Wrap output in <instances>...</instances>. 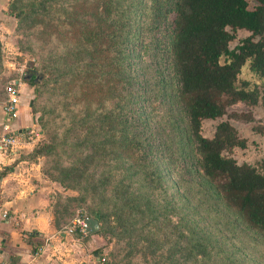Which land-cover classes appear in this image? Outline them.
<instances>
[{"label":"rangeland","instance_id":"obj_1","mask_svg":"<svg viewBox=\"0 0 264 264\" xmlns=\"http://www.w3.org/2000/svg\"><path fill=\"white\" fill-rule=\"evenodd\" d=\"M136 6L132 32L137 34L132 36L137 40L135 53L140 60L135 66L137 72H145L147 80L140 86L142 90L133 91L132 101L139 102L138 111L146 118L144 127L148 132L139 140L153 145L151 155H157L156 166L162 176L161 185L155 179L148 185L144 198L137 175L128 176L136 169V161L118 141L120 104L115 102H121L122 91L116 80L105 87L101 112L109 113L102 119L101 136L106 140L101 149L95 155H85V151H77L83 149L81 146L75 148L92 139L82 140L90 138L84 132L87 125L78 119L86 116L87 107L82 104V93H73L79 87L68 83L62 59L72 45L71 24L89 18V10L96 14L91 22L98 21L99 0L6 3L0 24V83L28 79L25 75L31 70L38 73L39 79L37 85H32L29 106L35 123L26 132L32 149L24 154L38 165L35 180L37 174L43 183L54 184L56 204L73 219L82 214L90 216L94 210L104 214L102 226L98 224L105 264H264V238L225 205L207 178L192 169L198 156L195 149L179 146L185 121L182 103L175 96L178 80L174 63L169 52H158L161 47L151 42L150 26L157 6L152 0H139ZM19 10L24 11L21 18L14 16ZM245 34L244 30L237 32L238 36ZM162 56L164 64L159 65ZM112 76L109 72L103 77ZM244 80L248 86L262 81L247 62L238 74L237 84ZM88 119L85 123L91 124L93 119ZM222 119L246 140V146L234 148L230 156L238 163L259 165L264 157V104L237 101L227 106ZM215 122L204 120L203 134L211 135ZM80 127L81 135L77 136ZM132 140L135 142L137 135ZM44 143L52 145L51 151L35 154L34 148ZM146 202L148 215L143 216L140 209ZM119 214L122 216L118 221Z\"/></svg>","mask_w":264,"mask_h":264},{"label":"trees","instance_id":"obj_2","mask_svg":"<svg viewBox=\"0 0 264 264\" xmlns=\"http://www.w3.org/2000/svg\"><path fill=\"white\" fill-rule=\"evenodd\" d=\"M138 2L99 0L98 21L91 22V16L96 14L89 10V18L71 24L69 39L72 45L62 59V69L68 75V83L79 87L73 93L81 92L85 99L82 104L87 107L86 116L78 119L87 125L84 132L90 136L82 140L92 141L75 147L81 146L83 149L77 151H85V155L88 152L95 155L106 140L101 136L102 119L109 112L102 114V101L105 87L109 81L116 80L122 91L119 93L121 102H115V105L120 104L116 121L121 130L118 141L128 154L131 151L128 156L136 161L135 170L128 167L132 171L128 176L137 175L142 182L141 198H144L148 185L154 179L161 185L162 176L156 166L157 155H151L153 145L139 140L148 132L144 127L146 118L138 111L139 102L132 101L134 92L142 90L140 86L147 80L145 72H137L135 66L140 56L135 53L137 40L132 36V26ZM152 3L157 7L151 20V42L161 47L158 52L171 54L178 80L175 96L182 103L185 121L179 146L183 150L195 149L198 156L192 169L207 178L225 205L234 209L250 229L264 238V157L254 166L238 163L230 156L234 148H244L246 140L228 120L222 119L227 106L237 101L264 104V0H152ZM14 16L21 18L24 11H16ZM239 30L246 34L238 36ZM159 58V65H163L165 56ZM246 62L262 79L260 84L248 86L246 80L237 84L238 74ZM109 72H113L112 77H103ZM27 82L37 85L33 77ZM86 117L93 119L91 124L85 123ZM204 120L216 121L211 135L202 132ZM82 127L77 136L81 135ZM130 132L132 135L128 137ZM136 135L137 140L133 142ZM51 149V144H39L34 153ZM122 155L119 156L124 161ZM147 202L140 209L143 216L148 215ZM90 216L97 218L102 226L104 214L94 210ZM121 216L119 214L118 221ZM174 250L178 251L176 246Z\"/></svg>","mask_w":264,"mask_h":264},{"label":"crops","instance_id":"obj_3","mask_svg":"<svg viewBox=\"0 0 264 264\" xmlns=\"http://www.w3.org/2000/svg\"><path fill=\"white\" fill-rule=\"evenodd\" d=\"M8 1L0 0V24ZM11 83L18 97L14 117L2 105ZM32 90L27 79L0 83V133L16 132L23 139L12 151L0 152V264H105L99 259L101 233L68 232L74 219L56 204L54 184L43 183L37 174L35 180L38 165L24 155L32 149L26 136L35 123L29 109Z\"/></svg>","mask_w":264,"mask_h":264},{"label":"built area","instance_id":"obj_4","mask_svg":"<svg viewBox=\"0 0 264 264\" xmlns=\"http://www.w3.org/2000/svg\"><path fill=\"white\" fill-rule=\"evenodd\" d=\"M11 83L7 86V92L9 94L8 98L3 101V110L9 117L16 116L17 108H18V97L17 92H15V88L12 86ZM5 128L8 126L5 124ZM21 142H23L22 137L17 134L16 132H3L0 133V152H10L15 147H17ZM88 215L82 214L80 216H76L74 218L72 225L68 228V232L72 233L75 230H78L83 236H86L88 231L86 230V224H84V219L87 218ZM100 261H105L104 254L99 256ZM81 264H89L88 261H84Z\"/></svg>","mask_w":264,"mask_h":264},{"label":"water","instance_id":"obj_5","mask_svg":"<svg viewBox=\"0 0 264 264\" xmlns=\"http://www.w3.org/2000/svg\"><path fill=\"white\" fill-rule=\"evenodd\" d=\"M33 77V80L35 82L39 81L38 79V73L34 72L33 70L29 71L27 75H25V78ZM99 221L97 218L93 216H88L84 219V224H86V230L89 233H97L100 229V224H98ZM100 245H104V241L100 243Z\"/></svg>","mask_w":264,"mask_h":264}]
</instances>
